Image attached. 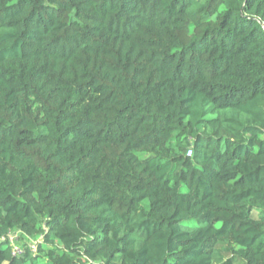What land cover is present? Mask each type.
Returning <instances> with one entry per match:
<instances>
[{
	"label": "trees",
	"instance_id": "trees-1",
	"mask_svg": "<svg viewBox=\"0 0 264 264\" xmlns=\"http://www.w3.org/2000/svg\"><path fill=\"white\" fill-rule=\"evenodd\" d=\"M9 232L0 264H264V0H0Z\"/></svg>",
	"mask_w": 264,
	"mask_h": 264
},
{
	"label": "built area",
	"instance_id": "built-area-1",
	"mask_svg": "<svg viewBox=\"0 0 264 264\" xmlns=\"http://www.w3.org/2000/svg\"><path fill=\"white\" fill-rule=\"evenodd\" d=\"M192 149H188L187 151V156H192ZM6 238H8L13 246V253L15 255L17 254H21L22 249L20 248L19 244H18V240H19V232H9V234L6 237H2L0 238V242L4 241ZM36 246L35 244H32L31 247L32 249H34Z\"/></svg>",
	"mask_w": 264,
	"mask_h": 264
},
{
	"label": "rangeland",
	"instance_id": "rangeland-1",
	"mask_svg": "<svg viewBox=\"0 0 264 264\" xmlns=\"http://www.w3.org/2000/svg\"><path fill=\"white\" fill-rule=\"evenodd\" d=\"M192 225L193 223H188V224H184V227L186 226V225ZM24 244V242L22 243V245Z\"/></svg>",
	"mask_w": 264,
	"mask_h": 264
}]
</instances>
